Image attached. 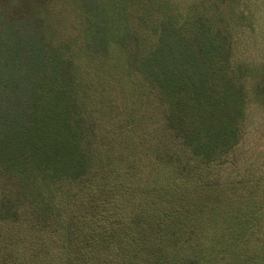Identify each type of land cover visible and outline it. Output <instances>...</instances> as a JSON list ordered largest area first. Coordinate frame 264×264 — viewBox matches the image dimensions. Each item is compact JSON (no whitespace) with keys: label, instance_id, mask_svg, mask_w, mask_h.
<instances>
[{"label":"trees","instance_id":"obj_1","mask_svg":"<svg viewBox=\"0 0 264 264\" xmlns=\"http://www.w3.org/2000/svg\"><path fill=\"white\" fill-rule=\"evenodd\" d=\"M73 1L81 41L0 3V264H264V178L224 167L264 103L242 15Z\"/></svg>","mask_w":264,"mask_h":264},{"label":"rangeland","instance_id":"obj_2","mask_svg":"<svg viewBox=\"0 0 264 264\" xmlns=\"http://www.w3.org/2000/svg\"><path fill=\"white\" fill-rule=\"evenodd\" d=\"M170 1L173 4L174 10L183 16L193 9V6L204 2L208 7L212 6L213 10L220 11L224 8L225 12L229 13L231 11L229 8L231 3V6H234L237 12L242 15V17L238 16L229 25V29L233 33L237 44L235 45V60L242 64L247 75L246 83L250 85V88L254 87L255 84H261L259 87L264 86V0H238V2L236 0L232 2L230 0ZM0 3L5 6V11L10 16L30 17L36 16L39 12L44 13L56 33L58 31L54 25H57V19H61L60 17H62L64 25L69 27L66 30H62L55 40L66 41L78 37V41H81L79 38L80 31L75 27L78 25L79 16L73 0H0ZM218 3L219 6H217ZM142 14L143 12L135 11V15ZM150 28H153L151 23ZM151 32L152 30H150V36ZM250 94H253V92H250ZM87 95L90 99V94ZM252 96L254 99L250 102V114L242 142L244 148H241L224 165L226 168L225 175H229V172L233 171V174L237 178H264V103L258 102L255 95ZM4 193L3 190H0V200L2 196H6ZM6 194L13 197L16 195V191L11 190ZM22 209L21 206L19 207L16 204V201H13L10 212L16 210L22 215ZM1 214L6 218L4 212L1 211ZM7 217L9 218L6 220V225L8 222L16 223V220L12 219L11 215ZM1 220L2 218H0ZM17 220L21 219L18 218ZM90 249L89 247L86 248L87 251ZM27 251H32L31 246ZM25 262L30 263L28 257L25 259Z\"/></svg>","mask_w":264,"mask_h":264}]
</instances>
